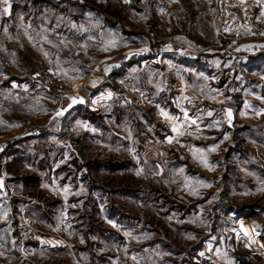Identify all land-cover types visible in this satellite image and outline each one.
<instances>
[{"label":"rangeland","instance_id":"374dc122","mask_svg":"<svg viewBox=\"0 0 264 264\" xmlns=\"http://www.w3.org/2000/svg\"><path fill=\"white\" fill-rule=\"evenodd\" d=\"M231 2L243 32L221 34L217 10L207 38L191 40L202 55L187 62L200 58L202 70L172 73L197 93L206 85L203 101L231 102L233 129L209 105L173 132L140 102L155 94L151 69L109 70V56L75 55L46 72L33 50L0 40V264H202L219 236L264 246V0ZM19 27L2 35L22 37ZM77 64H88L82 75ZM72 96L85 103L50 120ZM251 217L259 238L243 225Z\"/></svg>","mask_w":264,"mask_h":264},{"label":"crops","instance_id":"0c3cea01","mask_svg":"<svg viewBox=\"0 0 264 264\" xmlns=\"http://www.w3.org/2000/svg\"><path fill=\"white\" fill-rule=\"evenodd\" d=\"M10 2V14L0 12V40L19 42L33 50L44 62L40 70L44 69L46 72H50V69L58 70L62 67L61 60L64 56H109V60L103 62L108 65L109 70L135 68L133 69L135 73L146 69L153 71L155 78H159L154 83L161 88L155 90V84L152 83V93L155 94L150 97L143 95L140 102L146 106L150 105L159 115L163 110L169 116L175 117V120L167 119L170 126L181 125L185 112L192 114L200 113L202 109L208 111L209 105L219 113H224V108H229L236 114L235 106L231 105V102L221 104L220 100L210 103L203 101L208 94L206 85L200 86L197 93L193 91L188 78H184L178 87L173 83L172 72L176 71L179 65L188 71L202 70L200 58L192 63H188L187 60L190 61L191 56L199 53L198 45L192 46L191 40L207 38L208 17H214V13L217 15L216 0H128V2L10 0ZM3 7L4 5L0 4V9ZM11 24L15 26L18 24L19 31L21 29L19 26L22 25L24 32L22 37L15 33L12 37L2 35L7 28L10 29ZM12 29L15 30L16 27ZM177 39L183 40V43L177 44ZM145 48L147 51H140ZM130 53L134 55L126 61ZM136 53L143 54V57L140 58ZM176 55L180 57V63H176ZM92 63L94 69H99L97 65L102 64V61L93 60ZM37 74L35 71L34 75L38 76ZM31 82L38 81L33 79ZM220 89H216L217 99L220 97L218 94ZM162 91H167L166 95H163ZM197 97H200V100ZM192 99L198 104L196 110H191ZM161 117L165 118L163 115ZM199 206L201 214L204 207L201 204ZM245 211L250 212L251 209L244 208L239 213ZM227 239L219 236L214 242L217 246L229 245ZM236 244L239 245V242L232 245ZM217 252L219 250L212 251Z\"/></svg>","mask_w":264,"mask_h":264},{"label":"built area","instance_id":"2783aa9c","mask_svg":"<svg viewBox=\"0 0 264 264\" xmlns=\"http://www.w3.org/2000/svg\"><path fill=\"white\" fill-rule=\"evenodd\" d=\"M216 5L220 18L221 34L228 36L238 33L241 34L243 32L241 31L243 20L242 17H239L235 12L238 6L234 2H231V0H217ZM87 66L88 64H77V74L82 75L84 67ZM174 85H179V82H175ZM74 86L75 85H73V87ZM242 221L243 225H248L250 227L255 237H260V223L255 218H246ZM26 228H28V225H26ZM231 246L233 247L223 245L219 252L208 253L207 256L203 257L202 264H261L263 262L261 259L258 260V258H262L264 246L258 245L256 247L257 251L237 248L235 247L238 246L237 244Z\"/></svg>","mask_w":264,"mask_h":264},{"label":"snow or ice","instance_id":"6c2138e0","mask_svg":"<svg viewBox=\"0 0 264 264\" xmlns=\"http://www.w3.org/2000/svg\"><path fill=\"white\" fill-rule=\"evenodd\" d=\"M125 2H128V0H125ZM0 4H3L4 5V7L2 9H0V12H2L3 14H10V10H11V2H10V0H0ZM262 15H264V12H262ZM44 39H47V37H44ZM140 51H147V49L146 48L145 49H141ZM136 54H138V53H136ZM45 55H47V53H45ZM129 55H132V53H130ZM93 86H95V82H93ZM111 96H112V93L111 92L107 93V97L108 98H111ZM69 100L71 101V103L68 105L69 108H71L72 105H74L76 103H84V100H83L82 97H69ZM95 102L96 101H93V103H95ZM66 110L67 109H61L60 111H58L56 113V115L57 116L63 115L64 111H66ZM262 111H264V110H262ZM161 115H163L166 119H169V120H175L176 119L175 117L169 116L163 110H161ZM209 115H211V113H209ZM184 116H185V119L186 120L189 119V117L187 115V112L184 113ZM231 116H232L231 110H228L227 111V117L229 119V123L231 122ZM191 124H193V125L196 124V120H191ZM172 131L173 132H178V134H183V133H179L178 128L175 127V126L172 128ZM168 140H169V142H171L172 137H168ZM212 150L215 151V147H213ZM205 164L207 166V162H205ZM137 174L139 175L140 173L137 172ZM0 186H2V182H0ZM65 191H67V189H65ZM192 194H196V193L193 191ZM109 223H113V222L112 221H109ZM113 226H115V225L113 224ZM126 235H130V233H126ZM42 242L43 243H49V244L59 243V242H54V241H42Z\"/></svg>","mask_w":264,"mask_h":264},{"label":"water","instance_id":"95a60500","mask_svg":"<svg viewBox=\"0 0 264 264\" xmlns=\"http://www.w3.org/2000/svg\"><path fill=\"white\" fill-rule=\"evenodd\" d=\"M132 55H134V54H132ZM137 56H139L140 58H142V57H143V54H137ZM130 57H131V55H127L126 61H129ZM72 97H82V96H72ZM82 98H83V97H82ZM83 100H84V98H83ZM70 103H71V101L69 100V102H68L63 108H60V109L56 110V111L52 114V116L50 117V120L53 119V118L58 117V116L56 115V113H57L58 111H60L61 109H67V110L64 111V113H63V114H65V113L68 112L69 110H71V109H73V108H75V107H77V106H79V105H83V104L85 103V100H84V103H76V104L72 105L71 108L68 107V105H69ZM228 110H231V109H229V108H224V112H225V115H226V118H227V120H226V122H225V125H226L229 129H233V123H234V120H235V118H234V112L231 110L232 116H231V122L229 123V119H228V117H227V111H228Z\"/></svg>","mask_w":264,"mask_h":264}]
</instances>
